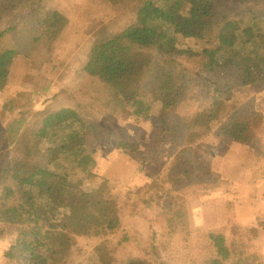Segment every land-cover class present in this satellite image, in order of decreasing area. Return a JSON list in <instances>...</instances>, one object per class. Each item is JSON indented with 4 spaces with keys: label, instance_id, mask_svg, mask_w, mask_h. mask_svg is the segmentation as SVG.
<instances>
[{
    "label": "trees",
    "instance_id": "trees-1",
    "mask_svg": "<svg viewBox=\"0 0 264 264\" xmlns=\"http://www.w3.org/2000/svg\"><path fill=\"white\" fill-rule=\"evenodd\" d=\"M103 1L127 21L93 45L83 70L108 88V107L120 121L150 125L151 139L169 162L163 171L145 164L138 139L102 124L81 106L46 107L30 121L19 113L0 134V240L14 232L2 253L5 264H164L170 242L190 235L187 197L222 184L195 152L213 133L253 146L264 179V114L254 97L234 96L235 89L251 96L264 91V12L252 7L264 0H242L249 8L236 17L224 0ZM66 25L44 0H0V94L10 89L15 60L41 69ZM179 37L205 48L181 49ZM201 75H210V89L188 103ZM5 140L13 143L14 155L1 148ZM115 149L143 166L149 182L134 193L115 189L95 171ZM127 214L144 220L153 215L162 240L126 236L111 246L108 238L121 230ZM228 214L226 229L208 234L186 264H264L254 245L264 221L242 227ZM155 237L153 231L150 238ZM132 244L136 255L126 250Z\"/></svg>",
    "mask_w": 264,
    "mask_h": 264
},
{
    "label": "rangeland",
    "instance_id": "rangeland-1",
    "mask_svg": "<svg viewBox=\"0 0 264 264\" xmlns=\"http://www.w3.org/2000/svg\"><path fill=\"white\" fill-rule=\"evenodd\" d=\"M224 3L233 17L249 8L242 0H224ZM44 5L64 16L67 25L51 46L49 61L41 69H31L23 58L13 63L9 74L10 89L0 94V134L5 135L7 123L18 118L19 113L27 114L30 121L34 111L46 107L60 109L81 106L102 124L117 132L121 128L138 139L142 144L145 164L163 171L169 161L164 148L151 139L150 125L141 120L120 121L119 116L108 107V88L83 70L93 45L105 36L122 30L127 19L103 0H44ZM252 7L255 11L264 12V4H252ZM178 46L192 51L205 48L200 41L182 37L178 38ZM210 84V75H201L200 80L191 86L188 103L202 100ZM251 94L252 91L244 89L234 90L235 100L254 97L256 107L264 114V91ZM3 105H6L4 111ZM102 137L97 136L98 139ZM4 147L9 155L15 154L13 143L5 140L1 144V148ZM195 152L209 170L221 179L222 184L219 189L197 192L187 197L185 205L190 235L185 241L178 238L170 242L162 256L164 264H186L197 257L208 234L226 229L229 210L242 227L256 219L264 221V179L258 170L259 162L255 160L253 146H243L213 133L195 146ZM142 169L141 163L131 153L115 149L104 155L95 171L111 179L115 189L134 193L149 182ZM153 231L156 233L155 239L150 238ZM7 235L8 239L0 240V264L6 263L2 253L14 237V232L9 231ZM162 235L163 231L156 225L153 215H147L144 220L127 214L121 230L108 240L111 246L126 236L143 242H158L162 240ZM225 235L229 236L227 232ZM254 245L264 263V234L255 239ZM134 248L135 244L126 246L127 251L135 252ZM114 250L118 251L117 248ZM117 255L121 256L119 253Z\"/></svg>",
    "mask_w": 264,
    "mask_h": 264
}]
</instances>
